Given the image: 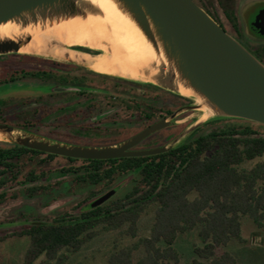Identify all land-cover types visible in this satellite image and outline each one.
I'll return each instance as SVG.
<instances>
[{"label":"trees","instance_id":"16d2710c","mask_svg":"<svg viewBox=\"0 0 264 264\" xmlns=\"http://www.w3.org/2000/svg\"><path fill=\"white\" fill-rule=\"evenodd\" d=\"M21 76L43 81L52 79V74L45 71L22 72ZM116 80L143 88L153 87ZM85 91L91 90L87 87ZM144 105L140 98L133 108L144 112ZM129 106L132 107L127 102L128 112ZM144 120L136 119L134 126L139 127L131 128V133L123 140L152 122ZM8 126L29 130L30 125L18 123ZM198 129L163 154L103 161L63 158L0 143V189L17 181L20 162L26 156H43L42 162L57 158L65 160L69 166L60 169V173L71 175L77 186H102L107 192L114 183L130 174L137 173L138 176L136 184L119 201L106 204L110 198L96 207H92L89 199L81 201L73 208L74 213L64 214L50 222L30 223L20 231L0 238V241L9 237L28 239L22 264H35L41 258L65 264L68 255L77 254L96 238L98 228L116 231L125 227L127 236L137 237L140 218L150 205H154V221L149 236L139 238L133 246L115 249L108 255L106 264H179L180 255L173 245L180 235L192 232H196L201 245L193 246L195 257L191 264H239L231 253H219L218 250L231 240L241 241V220L244 217L249 218L259 230L264 228V135L248 126L196 135ZM119 131L112 137H119ZM46 139L78 145L55 137L46 136ZM77 162L81 165L75 167L73 164ZM253 162L255 164L251 168H242L243 164ZM44 177V173H29L26 181L36 182ZM43 189L45 187L40 186L28 190L35 194ZM138 250L142 255L136 259L134 252Z\"/></svg>","mask_w":264,"mask_h":264},{"label":"water","instance_id":"95a60500","mask_svg":"<svg viewBox=\"0 0 264 264\" xmlns=\"http://www.w3.org/2000/svg\"><path fill=\"white\" fill-rule=\"evenodd\" d=\"M139 32L152 51L147 65L136 69L145 80L114 78L147 84L183 96L186 91L195 104L177 110L116 145L88 147L60 143L0 124V134L10 144L58 157L103 161L149 157L163 154L186 137L181 135L171 145L149 150H132L152 134L165 129L179 114L205 108L212 119H237L264 125V64L227 34L192 0H105ZM101 19L103 14L93 0H0V28L13 26L10 37L0 35V56L19 54L28 45V28L44 30L71 20ZM264 35V17L253 23ZM14 30V29H13ZM106 44H104L105 46ZM51 47L65 48L57 43ZM76 53L94 56L76 49ZM70 64H77L71 60ZM78 65V64H77ZM108 76V75H105ZM198 121L189 134L200 126ZM207 122V121H206ZM199 124V125H198ZM188 136V135H187ZM108 192L92 207L100 206L113 196Z\"/></svg>","mask_w":264,"mask_h":264},{"label":"rangeland","instance_id":"374dc122","mask_svg":"<svg viewBox=\"0 0 264 264\" xmlns=\"http://www.w3.org/2000/svg\"><path fill=\"white\" fill-rule=\"evenodd\" d=\"M215 1L216 2L213 3L221 12L222 8L229 6L228 4L235 6L237 10V18L239 24L243 27V30H245L244 22L247 23L251 21L252 17L257 12V8L259 7L254 3L249 5L252 1L256 0ZM248 5L250 6L249 11L245 14V9ZM212 10L220 13L218 15L220 20L225 21L219 10H216L215 7H213ZM224 25L228 29L226 22ZM11 55L14 54L7 55L5 58H0V72L3 70L2 73H6L7 75L16 69H38L43 66L47 60H54L66 64L69 63V61H59L48 56L27 55L24 53L15 54L17 56ZM18 55L24 56L25 58L19 59ZM78 66L89 72L92 71L84 65L78 64ZM89 90L101 94L100 97L103 95L116 97L118 101V115L120 118L125 119V121H130L128 110L126 111L125 107V104L131 101V96L128 95V93L121 92L122 90L120 87H118V91H116L112 84H104L97 79L89 81ZM141 93L142 91L139 89L136 90L137 96L141 95ZM42 94H44L43 91L33 87L16 86L14 88H1L0 107H11L12 109L10 110V113L18 111L19 114L22 113L21 116L25 117V115H27L26 113H30L28 111H31L34 108H25V106H23V101L29 97L40 96ZM181 97L189 99L185 96ZM100 99L104 100L103 98ZM192 102L195 104L193 100ZM103 103L98 102V104L102 106L104 105ZM103 107L107 108V105ZM71 110L73 111V108L59 113L53 112L39 113L37 115L34 114V121H32V123L35 127L22 131L44 139H46V136H49L63 139L70 143H77L81 146L102 147L108 146L113 142L123 141V139L131 133V128H134L135 130L139 127H126L125 129L119 131L121 132L119 137L106 136L98 129H79V127L75 125L70 126V128H64L63 119L68 113H70ZM31 115H27V118L25 119H27V121H31ZM121 115L123 116L121 117ZM203 115L204 113L198 110L186 113L180 117V120L177 123L174 124L175 127L161 132L158 131L159 133L157 132V135L152 136L143 145L145 147L156 146L160 143L159 140L163 139V146H168L171 145L176 138L186 134V137L181 139V141H183L191 135L189 132L194 125L201 120ZM22 121L23 120H18V123H22ZM91 121L94 120L84 123L88 124L91 123ZM231 121L236 122L238 120L212 119V116L207 115L205 121L200 123L199 129L195 134H204L211 130H218ZM77 123L81 124L79 121H77ZM260 131L264 135V128H260ZM170 135L173 136V138L169 140L167 137ZM0 141L9 143L5 139H0ZM43 159V156L24 157L20 162V175L17 178V181L8 183L0 190V195H4L3 198L0 199V238L12 235L30 223L38 221L50 222L64 214L74 213L73 208L77 206L79 202L87 199H89L90 202H94L107 192V190L104 191L102 189V186H77L71 175L60 173V169L67 168L69 166L67 161L57 158L51 161L42 162ZM254 164L255 162L245 163L242 168L249 169ZM73 165L78 167L81 163L77 162ZM29 173H33L34 175L44 173L45 177L36 182H28L26 181V177ZM137 180V173H132L126 178L114 183L111 190H114L115 195H113L111 199L106 202V204L123 199V197L136 184ZM40 186L45 187V189L37 191L35 194H30L28 189ZM154 210L155 206L150 205L140 218L137 224V237L131 238L127 236L125 234V227L116 231H104L98 228L96 230V238L87 243L77 254L68 255V259L65 264H106L108 255L115 249L133 246L137 243L139 238L149 236L150 228L154 221ZM241 224V241L231 240L226 247H222L218 250L219 253L223 251L231 253L237 259L239 264H264V228L259 230L247 217L242 218ZM194 245H201V241L196 232L180 235L178 237L173 246L180 255L179 264H191L192 259L195 257L193 254ZM27 246L28 239L25 237H9L0 241V264H22L23 255ZM141 255L142 252L140 250L134 252V257L136 259ZM35 264H56V262H47L41 258Z\"/></svg>","mask_w":264,"mask_h":264},{"label":"flooded vegetation","instance_id":"af4514ba","mask_svg":"<svg viewBox=\"0 0 264 264\" xmlns=\"http://www.w3.org/2000/svg\"><path fill=\"white\" fill-rule=\"evenodd\" d=\"M192 1L195 2L200 8H202L227 34H229L233 39H235L239 44H241L248 52H250L255 58H257L260 62L264 64V35H262L261 29H255L253 27V23L258 16L264 17V0L252 1L249 4L251 5L254 3L257 4L259 7L257 8V12L252 17L251 21L247 23L244 22L245 30H243V27H241V25L239 24L237 18V10L235 6L228 4L229 6L222 8V12H221L219 8H217L216 5L213 3L216 2L215 0H211V1L192 0ZM249 5L245 9V14L249 11V7H250ZM213 7H215L216 10H219L221 12L222 17L224 18L225 21L220 20V17L218 16L220 13H217L216 11L214 12L212 10ZM225 22L228 25L229 30L224 25ZM76 50L88 54H97L94 51L83 48H79ZM6 56L7 55H3L0 56V58H5ZM11 56H17V55L14 54ZM18 57L19 59L25 58L24 56L21 55H18ZM45 62L46 63L43 64V66H41L38 69H33V70L16 69L13 70L8 75L6 73H2L3 70L2 72H0V89L14 88L16 86L33 87L35 89H40L41 91L44 92V94L40 96H34V97L32 96L25 99V101H23V106H25V108L27 107L34 108L33 110L28 111L30 113H26L27 115L32 114L31 121H27V119H25L27 118L26 117L27 115H25V117L21 116L22 113L19 114L18 111H15L14 113H10V110L12 109L11 107H6V108L0 107V124L7 126L8 124L18 125V120H23L22 123H24L25 125H30L28 126L29 128H34L35 126L32 123V121H34V116H33L34 114L37 115L39 113H53V112L59 113V112L67 111L70 108H73V111L71 110L70 113H68L66 117L63 119L64 128H70V126L75 125L78 126L79 129L80 128H83L85 130L98 129L104 135L112 137L115 136L117 130H121L124 127L131 128L132 126H134L135 125L134 121L136 119L141 120L142 118L145 119L144 121L147 122H149L150 120L152 121L142 129L144 130L154 123H157L163 119H168L177 110L193 105L191 99L178 96L174 93L168 92L166 90L160 89L155 86H153L152 88H146V87L143 88V87L134 86L128 82H124V81L119 82L118 80L113 79L111 77L97 74L92 71L89 72L86 69H83L82 67L76 64H70V63L66 64L54 60H47ZM34 71H45L51 73L52 79L43 81L33 78H23L21 76L22 72H34ZM93 79H97L104 84L106 83L112 84L116 91H118V87H120L122 90L121 92H126L128 93V95L131 96L130 105L132 107L129 106L130 108L128 112L130 121H125V119L120 118V116L118 115L119 114L117 113L118 101L116 97H112L110 95L109 96L103 95L102 97H100L101 94H98L93 91L90 92L85 91V89L89 87V81ZM70 88H78L79 90H67ZM137 89L142 91L141 95L137 96L136 94ZM100 98H103L105 101ZM140 98H142L145 103L144 112H141L140 110L135 111V109L133 108L135 101ZM98 102L103 103L104 104L103 106L107 105V108L98 104ZM192 111L195 110L186 111L174 117L171 120L170 125L165 129L160 130L159 132L175 127L174 124L180 120V117L182 115ZM122 116L123 115H121V117ZM90 120H94V121H91V123L88 124L84 123V122H90ZM77 121H79V123L81 124H78ZM25 122H29V123H25ZM247 126L263 135V133L260 131V128H264V125L249 121H244V120H238L236 122L231 121L225 124L220 129H227L229 127L242 128ZM212 131L214 130H211L208 133ZM139 132H137L136 134H138ZM158 133L156 132L152 134L151 136L143 140L141 143H139L137 146L132 148V150L154 149L163 146L164 145L163 139H160L159 140L160 143L156 146L145 147L143 145L152 136H155ZM192 133L194 132L192 131L191 134ZM136 134H134L133 136H135ZM133 136L123 141L113 142L112 145L120 144V142L122 143L132 138ZM167 138L170 140L171 138H173V136L170 135ZM0 143H5V142L0 141ZM111 191L114 192V190H110L108 192ZM113 195H115V192ZM3 196L4 195L1 194L0 199H2ZM94 202H91V205Z\"/></svg>","mask_w":264,"mask_h":264},{"label":"bare ground","instance_id":"6f19581e","mask_svg":"<svg viewBox=\"0 0 264 264\" xmlns=\"http://www.w3.org/2000/svg\"><path fill=\"white\" fill-rule=\"evenodd\" d=\"M93 1L101 10L103 18L71 20L43 31L37 28L25 29L22 33L31 35V41L20 49V53L48 56L59 61L67 59L84 65L97 74L144 81L136 69L147 65L153 57L152 51L139 32L112 5L105 0ZM15 30L17 29L13 26L2 27L0 35L10 37L9 33ZM53 42L67 49L51 47ZM73 47H88L102 53L90 56L72 51ZM180 93L189 96L184 90H180ZM199 111L204 113L200 121H205L208 111L205 108ZM4 138L0 134V139Z\"/></svg>","mask_w":264,"mask_h":264}]
</instances>
